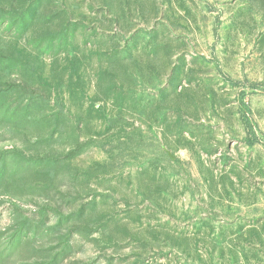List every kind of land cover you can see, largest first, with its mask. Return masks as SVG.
I'll use <instances>...</instances> for the list:
<instances>
[{
	"label": "rangeland",
	"instance_id": "rangeland-1",
	"mask_svg": "<svg viewBox=\"0 0 264 264\" xmlns=\"http://www.w3.org/2000/svg\"><path fill=\"white\" fill-rule=\"evenodd\" d=\"M0 264H264V0H0Z\"/></svg>",
	"mask_w": 264,
	"mask_h": 264
}]
</instances>
